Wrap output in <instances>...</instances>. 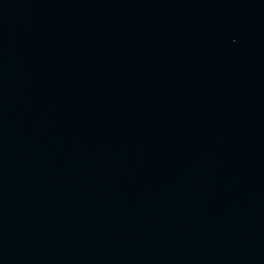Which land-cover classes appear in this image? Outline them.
Returning <instances> with one entry per match:
<instances>
[{"label":"water","instance_id":"1","mask_svg":"<svg viewBox=\"0 0 264 264\" xmlns=\"http://www.w3.org/2000/svg\"><path fill=\"white\" fill-rule=\"evenodd\" d=\"M0 264H264V0H0Z\"/></svg>","mask_w":264,"mask_h":264}]
</instances>
